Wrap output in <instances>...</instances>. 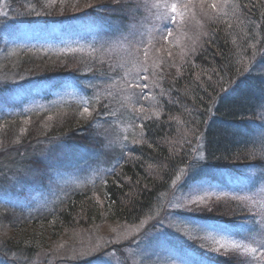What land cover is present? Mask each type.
Segmentation results:
<instances>
[{"label": "trees", "instance_id": "1", "mask_svg": "<svg viewBox=\"0 0 264 264\" xmlns=\"http://www.w3.org/2000/svg\"><path fill=\"white\" fill-rule=\"evenodd\" d=\"M12 1L23 12L28 9L29 12L25 13H30L32 8L41 12L40 16L31 14V18L37 20L29 23L37 28H54L56 25L66 24L77 29L81 25H87V21L92 22L99 17L116 26L125 25L124 13L116 0H64L63 4L59 1L55 5L35 0L30 7L23 0ZM73 5H81L84 9L65 13ZM89 5L90 8H87ZM222 6L224 8L216 15L212 14L213 19L206 22L204 42L194 53L183 58L175 56L174 63L167 53L161 54L163 59L160 64L167 61L168 65L173 66L165 65L163 75L157 76L159 90L146 91L152 97V104H149L150 110L146 111L145 116L141 118L142 115L134 111L135 107L134 114L127 111L132 121L139 120L138 123H133L134 127L139 125V130L143 128V131L135 137L139 143H128V154L133 160L121 166V178L116 177L113 185L105 187L100 217L125 225L136 224L143 218L150 220L151 217H157L151 213L155 212L162 192L169 194L174 188L173 185L166 190L170 180L178 175L175 170L180 173L184 169L180 177L185 185L202 179L220 183L224 177H244L248 172H264V164L254 162L260 159L261 145L253 140L254 134L264 129V123L259 120V115L264 112V0H228ZM14 22L6 23L9 24L8 27L13 26V32L20 29V24ZM2 27L3 23L0 25V51L4 41ZM12 31L9 28V32ZM255 55L257 59L253 60ZM90 59H78V64L72 67H69L68 62L64 64L65 67L59 65L61 61L45 64L44 61L17 60L13 63V68L9 69V65H6L0 71V95L25 87L26 84L29 89L41 86L52 92L69 82L79 86L82 80L89 78L100 81L92 76V72H97L98 77L101 65ZM178 67L182 69L179 75L176 72ZM160 71L161 69H157V72ZM97 109L101 112L99 105ZM32 115L26 116L24 124L32 119ZM21 118L17 115L11 120L6 119L3 123L5 127H0V150L15 149L17 145L25 147L34 140L31 132L17 139L18 133L15 132L18 128L12 130V125H8L13 122L22 126ZM72 123L68 121L62 128H52L51 132L57 134L65 131L64 128L68 130L67 127ZM91 128V121H88L78 132L74 133L72 129L68 134L63 132L67 136H60L58 144L68 142L72 145L64 147L60 153L52 154L50 152L53 151L48 150L44 155L45 159L38 156L25 157L22 172L16 173L25 177L18 179L20 191L17 199L25 200L24 195L28 194L26 190L30 188L36 191L37 186H45L53 165L57 167L58 164L57 168H60L62 162L74 156L73 153L87 156L91 150L87 143ZM27 129H32V126ZM197 136L200 137L199 140ZM40 140L48 141L49 137L41 136ZM248 153H256V156H249ZM201 154L204 159L188 168ZM53 157V161H48ZM78 163L81 162L77 161ZM26 169L35 171L37 175H25ZM3 183L0 177L1 186ZM73 198L71 205L69 202L63 208L54 206L52 213L36 217V221L41 224H49L54 220L40 231H35L33 227L28 230V224L21 217L23 213L9 206L12 209L8 207L6 210L9 214L3 213L0 216V222L13 227L8 239H0L3 251L0 256L4 261L21 264L23 261L29 263L33 259L41 260L49 245L57 241L64 232L74 230V226H80L82 221L90 223L91 219H96L97 214H94V208L87 199L82 200L77 196ZM222 206L214 204L215 211H205L204 216L191 218L199 219L208 227L235 229L237 221L244 218L239 212L233 211L237 204ZM187 251L190 252L189 247L178 245L180 257L189 260L191 257ZM193 254L196 256L191 261L192 264H204L202 262L207 261L211 264H231L229 259L225 262L218 258L216 261L197 252Z\"/></svg>", "mask_w": 264, "mask_h": 264}, {"label": "rangeland", "instance_id": "2", "mask_svg": "<svg viewBox=\"0 0 264 264\" xmlns=\"http://www.w3.org/2000/svg\"><path fill=\"white\" fill-rule=\"evenodd\" d=\"M23 1V3L29 5L30 7L35 0ZM42 1L47 5L52 4L51 0ZM59 1L60 0H56V2ZM18 6L19 5L14 4L12 0H0V11L8 13L7 16H0L1 24L3 23L2 28H4L2 32V38L4 41L2 43V50L0 51V71L6 65H9V69L13 68V63L15 61L24 59L30 60V62H35V60L44 61L43 63L45 64L61 61V63H58L59 65H64L68 62L69 67H72L78 64V59L82 61L83 59H89L90 57L92 62H95V64L99 63L100 65V61H107L109 55L115 56V53H111L106 48H101L102 42L113 38L112 33L116 24L113 25L109 20L107 21V19L99 17L97 20L92 22L87 21L89 22L87 25H81L77 29H74L66 24L62 26L56 25L54 28L51 26H44V28L41 27V29L34 26V24L31 25L29 23L37 19L34 17L31 18V14L25 13L29 12L28 9L23 12L18 8ZM87 8H90V6ZM222 8L224 7L222 6ZM76 9L84 8L81 7V5L72 7L71 9L65 11V13L75 11ZM198 11V8L193 9V12L198 13ZM192 14V12H189L188 16L191 17ZM213 15H216V13H213ZM124 17L125 25H127L128 18L125 15ZM196 19L200 20L203 27H196L195 21H192V25L189 30L183 32V34H177L179 43H173L172 45L174 58L175 56L182 57V53L186 54L183 57L190 55L192 53L191 49L193 46H195L196 49H199L204 42L203 38L204 35H206V22L202 20L199 15L196 16ZM11 21H16L14 24H20V29H16V31L13 32L12 30H15H11V27L13 26L8 27L9 24H6ZM169 27H174L171 22H169ZM9 28L13 33L9 32ZM149 30L150 26L146 25L145 31L147 32ZM21 36H23V38H21ZM162 55L164 54L162 53ZM252 59L256 60V55L254 58L252 57ZM157 63H160V60L157 61ZM65 66L66 65L63 67ZM103 67L107 70L108 63L106 62ZM121 75H123L122 72ZM118 78L119 77H117V79ZM89 82L100 83L101 81H97L96 79L91 80L89 78L87 80H82L79 83V86H75L72 82H69L68 84L66 83L57 87V89H54L52 92L41 86L29 89L30 87L26 84L25 87H19L18 89L8 91L7 93L9 94L4 93L6 95H0V127H5V124L3 123H5L6 119L11 120L18 115L23 118H21V122L23 124L22 126L16 125L13 122L8 124L12 125V130H16L18 128L15 132L16 134L18 133L17 139L26 135L27 132H31V134H33L32 137L34 138L32 143L25 145V147L17 145L18 147L15 149L10 150V148H6V150H0V177H2L4 182L2 186L0 184V216L3 215V213H8L6 210L10 208L9 206H12V209H18L23 213L21 217L23 221L28 224V230H31L33 227L35 231H40L43 226L48 227V225H51L54 220L52 223L50 221L49 224H41L39 221H36V217L41 214L45 215L52 213V208L54 206L63 208V205L73 201L74 196L81 197L82 200L87 199V202L94 208V214H97L96 219H91L90 223L86 220L82 221L80 226H74V230L64 232V234H62L57 241H53L49 245L47 253L42 255L44 259L43 257L41 260L33 259L29 263L23 261L21 264H78V262H80V264H108V261L99 257L102 252H107L109 254L116 253V257H119L120 252L127 255L137 246L143 253L144 258L146 260H151L149 264H171L172 260H175L176 264H180L182 260H188V258L180 257L177 252L178 245L189 247L190 252L187 251L191 257L188 260L189 264H192L191 261H193L196 256V254H193L195 252H197V254L200 253L205 257L207 256V259L211 258L212 260L217 261L219 258L220 260H225V262H227L229 259L227 256L206 252L200 247L202 243L205 245L213 243L211 239H200V237L205 234L203 231L222 229L217 226L208 227L199 219L195 220L194 218H191L193 216L200 218L205 215V211L192 212L185 211L183 209H168V211H171L173 219L189 226L187 234H183V224H180L181 231H174L172 227H161V225L157 222L160 218L159 216L151 217L150 220L143 218L142 220L145 221L144 229H150L152 232L151 236L139 241L137 245L133 242L132 248L127 246L129 241L132 240V236L134 234L138 235V233H132L131 230L139 225L141 220L136 224L125 225L111 221L107 219V217H100L102 214L101 205L104 202L103 191L107 185H113V180H115L116 177L121 178V166L125 165L124 163L126 159H128L127 156L119 161L120 166L117 168L116 174L104 178L103 183H101L99 179H94L92 182H89L87 178L92 174L89 171H84L80 173L77 183L67 189V195L63 192L53 194V192L49 190L48 178L45 186H40V188L37 186L35 189L36 191H33L31 188L26 190L28 194L24 195L25 200L17 199L20 191L19 180L24 179L25 177L17 175L16 173L19 171L22 172V168H24L22 165L25 161V157L28 158L31 156H38L45 159L44 155L48 150L53 151L50 152L52 154H56V152L60 153L64 147L66 148L67 146L72 145L68 142H60L58 144L60 138H62V136H67L65 133L68 134L71 129L74 133L78 132L81 126L90 121L82 119L78 114L77 108L82 95L86 94L91 96V90L84 89L82 87L84 84ZM159 89V86L153 88V90ZM217 90H215V92H217ZM146 91L147 90H145V92ZM151 99L152 97H150L149 101ZM149 101L145 102L141 99L139 104L131 105L127 109L122 108L120 104L114 103L112 107L116 110L115 116H112L107 112L101 113L97 109L96 105V111L93 113V116H96L97 113H101L104 119L109 120L113 126L117 128L122 140L124 137L127 138L125 145L128 152V143L134 144L133 142L135 137L140 135L141 130H139V125L134 127L135 122L138 123L139 120L134 118L135 121H132L130 116L127 115V111H129V114H134V107L137 108L141 105L143 106V104L145 105L146 103L148 105L152 104V102ZM145 113L141 114V118L145 116ZM31 114H33L31 117L32 119L28 121L29 123L27 122V124H24L26 116ZM49 116L52 117L51 120L48 119ZM68 121L73 122L69 127H67L68 130L64 128L65 131L59 133L56 131L57 134L51 132L53 131L52 128L55 130H57L59 126L62 128V126L68 123ZM97 123L100 122L98 121ZM28 126H32V129H27ZM91 129L90 138L87 143H89L88 145H90V149L92 150L94 147L95 133L97 129L94 127ZM262 131H264V129ZM262 131L258 132V134H254L253 140H257ZM41 136H48L49 140H40ZM32 145L34 146L30 147ZM91 150L88 151L86 154L87 156L85 157H82L83 154L78 153L76 155L73 153L75 157L71 156L69 159H66L61 163L60 168L63 169L66 166L70 167L72 165H76L77 161L81 162L78 164H82L84 160L88 158ZM120 151L121 146L117 145L115 152L118 154ZM54 159L55 158L53 157L48 161H53ZM90 162L93 164V167L99 163L96 161ZM116 162L117 161L114 155L109 153L103 158V163L100 164V166L103 168H110L116 164ZM58 166L59 165L57 164V167ZM9 169L13 170L9 171ZM174 172L179 176L181 174V172L177 173L178 171L176 170ZM64 178L73 179L67 174H65ZM175 178L176 176L170 180L166 190L170 188V186H173L172 181L175 180ZM203 189H207L211 193L212 200L210 203L213 205L219 204L225 206L228 203L237 204V201L233 200L232 197L239 195L253 197V200H249L247 202L248 206L252 207L256 203V200L260 199L261 196H264V172H248L245 173L244 177H224L223 181L220 183H212L208 180L202 179L191 181V183L185 185V182L180 179L177 181L174 188L170 190L171 192H169V194L166 191L162 192L157 203L163 204L165 208H167L168 201L173 200V193H175L177 198H181L182 200L188 194H192ZM198 194H204V192L202 191ZM217 196L221 199L217 200ZM72 203L73 202L69 205ZM157 203L155 207L158 211L155 210V212L151 214L152 216H155L157 212H160V215L163 216L164 212L157 206ZM256 206L258 207L259 205ZM11 208L10 210H12ZM166 224L167 221H165V225ZM152 225H155V227H151ZM9 226L10 224L7 225L0 222V239H8L11 235L13 227ZM144 229H141L140 231L143 232ZM225 238L239 239L238 236ZM97 245H102L103 247L97 250ZM117 249H119V252H117ZM1 250L2 249L0 247V252H3ZM38 256L39 255H37V257ZM53 259L55 260L52 261ZM202 263L211 264L209 261ZM0 264L9 263L5 262L0 256ZM113 264H116L115 259H113Z\"/></svg>", "mask_w": 264, "mask_h": 264}, {"label": "snow or ice", "instance_id": "3", "mask_svg": "<svg viewBox=\"0 0 264 264\" xmlns=\"http://www.w3.org/2000/svg\"><path fill=\"white\" fill-rule=\"evenodd\" d=\"M60 2L63 4L64 0H60ZM116 2L120 4L122 12L128 18V23L127 25L115 26L112 33L113 38L101 43L102 49H108L111 53H115V56L109 55L107 61H100L101 68L98 77L95 71L92 72V76L101 82L84 84L82 87L90 89L91 96L82 95L77 106L79 116L84 120H90L91 126L97 129L94 147L82 164L66 166L63 169L53 165L48 174L49 190L53 194L63 192L67 195V189L77 183L80 173L84 171H89L92 174L87 178L89 182L99 179L103 183L104 178L116 174L121 159L127 156L128 159L125 162L133 160V157L126 150L125 141L127 138L124 137L122 140L117 128L109 120L104 119L100 113L93 116L96 111L95 106L99 105L101 112L115 116L116 110L112 107L114 103L127 109L131 105L139 104L141 99L145 102L149 101L150 97L145 90L151 91L158 86L157 76L163 75L162 69L165 65L173 66L168 65L167 61H164L163 64L157 63L163 59L161 54L167 53L174 63L172 45L179 43L177 34H183L189 30L192 21H195L196 27L202 28L203 25L200 20L196 19V16L199 15L205 22L211 21L213 19L212 14L222 10V4L228 3V0H198V3L197 0H186V2L185 0H116ZM51 3L55 5L56 0H51ZM73 6L77 7L78 5ZM194 8H198V13L193 12ZM189 12L193 13L191 17L188 16ZM32 13L37 16L41 15V12L36 11L35 8H32L29 14ZM7 15L8 13L0 11V16ZM169 22L174 27H169ZM146 25L150 26V30L147 32L145 31ZM196 50L195 46L191 49L193 53ZM184 55L186 54L182 53V58ZM106 62L108 63L107 70L103 67ZM157 69H161V71L157 72ZM181 71L182 69L178 67L176 69L177 75ZM117 77L119 78L117 79ZM161 94H164L163 90ZM147 110H150V105L147 103L134 109L139 114H143ZM48 119L51 120L52 117L49 116ZM259 120L264 123V112L259 115ZM98 121L100 123H97ZM197 139L199 140L200 137L197 136ZM134 142L139 143L138 140ZM256 142L261 145V152L260 159L254 162L264 164V131L261 132ZM117 145L121 146V151L118 154L115 152ZM109 153L114 155L117 162L110 168H103L100 164L103 163V158ZM248 155L255 157L256 153H248ZM245 158L247 159V157ZM202 159L204 156L201 154L197 160L188 165V168ZM90 161L99 163L93 167ZM181 172H184V169H181ZM24 174L30 177L37 175L35 171L27 169ZM65 174L73 179H65ZM180 179L181 177L177 175L172 181L173 185L175 186ZM202 191L204 194H198ZM216 199L221 198L217 196ZM232 199L237 201V207L233 211L239 212L244 218L237 221L233 230L203 231L205 234L200 239H211L213 243L210 245L202 243L200 247L206 252L227 256L231 264H264V196L256 200L252 207H249L247 202L253 200V197L237 195L233 196ZM211 200L212 195L207 189L188 194L182 200L173 193V200L168 201L167 208L163 204L157 205L164 212L163 216L157 212L156 215L160 217L157 222L161 227L167 226L172 227L174 231H181L180 224L183 223L173 219L171 211L168 209L213 212L215 207L210 203ZM165 221H167L166 225ZM144 225L145 221L141 220L140 224L131 230L132 233H138V235L132 236V240L127 245L129 248H132L133 242L137 245L139 241L151 236V230L144 229ZM183 225V234H187L189 226ZM151 227H155V225ZM141 229L144 231L141 232ZM233 236H238L239 239L225 238ZM101 247L103 246H96L97 250ZM99 257L108 261V264H113V259H115L116 264H149L151 261L144 258L138 246L127 255L120 252L119 257H116V253L102 252ZM10 264H14V261ZM171 264H176L175 260H172ZM180 264H189V261L184 259Z\"/></svg>", "mask_w": 264, "mask_h": 264}]
</instances>
